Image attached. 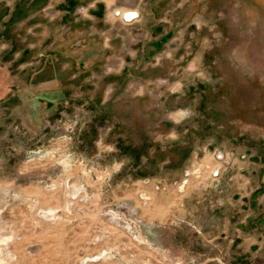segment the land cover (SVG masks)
<instances>
[{
  "label": "rangeland",
  "instance_id": "obj_1",
  "mask_svg": "<svg viewBox=\"0 0 264 264\" xmlns=\"http://www.w3.org/2000/svg\"><path fill=\"white\" fill-rule=\"evenodd\" d=\"M0 264H264V0H0Z\"/></svg>",
  "mask_w": 264,
  "mask_h": 264
},
{
  "label": "built area",
  "instance_id": "obj_2",
  "mask_svg": "<svg viewBox=\"0 0 264 264\" xmlns=\"http://www.w3.org/2000/svg\"><path fill=\"white\" fill-rule=\"evenodd\" d=\"M133 13H135V12H133ZM113 14H114L115 16H118V17L122 20L123 23L134 22L135 19H136V17H137V15H136V13H135V15L132 16V18H128V14H126V15H122V13L119 12V11H117V10H114V13H113Z\"/></svg>",
  "mask_w": 264,
  "mask_h": 264
},
{
  "label": "crops",
  "instance_id": "obj_3",
  "mask_svg": "<svg viewBox=\"0 0 264 264\" xmlns=\"http://www.w3.org/2000/svg\"><path fill=\"white\" fill-rule=\"evenodd\" d=\"M27 5L28 4H25V6H27ZM23 7H24V4H23ZM30 17H31V15H29V16L27 15L25 18L23 17L24 19L22 18V21L21 22H22L23 26L26 25V24H28L30 22ZM53 39H55V37Z\"/></svg>",
  "mask_w": 264,
  "mask_h": 264
},
{
  "label": "bare ground",
  "instance_id": "obj_4",
  "mask_svg": "<svg viewBox=\"0 0 264 264\" xmlns=\"http://www.w3.org/2000/svg\"><path fill=\"white\" fill-rule=\"evenodd\" d=\"M119 10V9H118ZM121 12V11H120ZM122 13V15H126V14H130V13H133V11L132 10H128V9H126L125 11H123V12H121Z\"/></svg>",
  "mask_w": 264,
  "mask_h": 264
},
{
  "label": "snow or ice",
  "instance_id": "obj_5",
  "mask_svg": "<svg viewBox=\"0 0 264 264\" xmlns=\"http://www.w3.org/2000/svg\"><path fill=\"white\" fill-rule=\"evenodd\" d=\"M135 15V13H130V14H128V18H132V16H134Z\"/></svg>",
  "mask_w": 264,
  "mask_h": 264
}]
</instances>
